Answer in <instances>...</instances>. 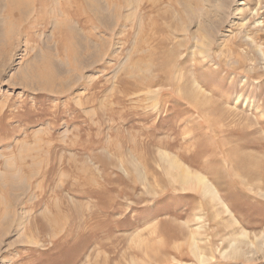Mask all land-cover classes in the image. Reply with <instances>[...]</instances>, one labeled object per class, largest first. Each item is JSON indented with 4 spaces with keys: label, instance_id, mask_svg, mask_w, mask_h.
Returning <instances> with one entry per match:
<instances>
[{
    "label": "rangeland",
    "instance_id": "1",
    "mask_svg": "<svg viewBox=\"0 0 264 264\" xmlns=\"http://www.w3.org/2000/svg\"><path fill=\"white\" fill-rule=\"evenodd\" d=\"M0 264H264V0H0Z\"/></svg>",
    "mask_w": 264,
    "mask_h": 264
},
{
    "label": "bare ground",
    "instance_id": "2",
    "mask_svg": "<svg viewBox=\"0 0 264 264\" xmlns=\"http://www.w3.org/2000/svg\"><path fill=\"white\" fill-rule=\"evenodd\" d=\"M211 17V16H210ZM209 18V16H208ZM215 19V18H213ZM212 20V19H211ZM215 21V20H214ZM217 22V21H216ZM210 24V23H209ZM208 24V25H209ZM219 23H217L218 25ZM216 26V25H215ZM203 27V25H202ZM210 27V26H209ZM208 27V28H209ZM213 28V26H212ZM212 28L210 30H212ZM202 29V28H200ZM199 30V29H198ZM209 30V29H208ZM197 32V31H196ZM201 33H204L201 31ZM200 34V33H199ZM204 37H206V33L205 35H201ZM201 36H200V39H201ZM207 36H210V35H207ZM211 37V36H210ZM202 38V40H204ZM196 39V38H195ZM209 39V37H208ZM206 41V39H205ZM203 41L202 44L205 42ZM208 41V40H207ZM206 41V42H207ZM201 45V44H200ZM205 45V43H204ZM206 47V46H205ZM263 55V54H262ZM166 162H168L169 166L170 167H174L175 169L178 170V174H179V180L181 182V184L183 185L184 188H193V189H197V190H202L205 194H208L210 193V191L214 188L211 184V182L206 179V177L203 175V174H199V173H194V172H191L190 170H187V169H182L180 167V164H178L174 159H171L169 156L166 157ZM242 242L243 240H238L236 243H233V247L232 249L230 250V253L233 257H242L244 256L247 252L245 250L244 247H242ZM256 247V246H255ZM245 250V251H244ZM258 250V249H257ZM198 260L200 262L203 261V258L202 257H197Z\"/></svg>",
    "mask_w": 264,
    "mask_h": 264
}]
</instances>
